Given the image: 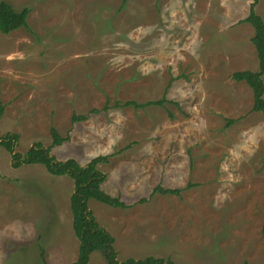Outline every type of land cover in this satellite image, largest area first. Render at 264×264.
<instances>
[{"label":"rangeland","instance_id":"obj_1","mask_svg":"<svg viewBox=\"0 0 264 264\" xmlns=\"http://www.w3.org/2000/svg\"><path fill=\"white\" fill-rule=\"evenodd\" d=\"M3 1L31 13L27 28L0 32V138L82 166L111 156L103 189L131 208L89 210L118 260L264 264V112L233 78L259 70L242 23L255 0ZM256 13L264 20V0ZM51 129L70 140L53 147ZM159 185L182 193L154 194ZM73 193L70 177L14 168L0 146V264H73ZM90 263L107 264L99 252Z\"/></svg>","mask_w":264,"mask_h":264},{"label":"trees","instance_id":"obj_2","mask_svg":"<svg viewBox=\"0 0 264 264\" xmlns=\"http://www.w3.org/2000/svg\"><path fill=\"white\" fill-rule=\"evenodd\" d=\"M258 1L255 0L251 5L249 16L245 20H242V23L250 24L255 31L252 42L259 60V70L237 72L233 78L237 82L247 83L252 89L254 93V107L252 111L264 112V20L256 13ZM30 13V8L16 10L8 2L0 0V32L4 35H9L22 28H27ZM165 103V99L145 104L131 101L126 104L116 103L114 104V108L133 106L136 109H144L152 105L163 106ZM4 110V105L0 100V119L4 116ZM108 110H110V107L106 106L104 111ZM99 112V110L92 111V113ZM87 118L88 116L85 115L74 116L72 123H81L86 121ZM51 137L53 147L62 146L70 140L69 136L62 137L56 129H51ZM17 141L18 136L16 134H8L5 138H0V146L4 147L11 154L14 168H20L23 165H42L51 175L58 177L67 176L74 182V193L70 204L73 214V229L80 242V246L78 258L73 264H91V256L95 252H99L107 264H175L171 259L156 257H146L144 259L130 258L126 261L118 260V254L114 246V237L100 227L95 216L89 210L91 200L113 208H131L120 197H112L102 188V185L107 181V176L99 170V165L108 163L111 156H98L87 165L82 166L75 159L57 161L52 155V148H45L42 144H35L22 156L15 151ZM153 193L180 196L182 191L180 189H164L159 185L154 189ZM147 201L143 199L139 203L143 204ZM262 235L264 239V223Z\"/></svg>","mask_w":264,"mask_h":264},{"label":"crops","instance_id":"obj_3","mask_svg":"<svg viewBox=\"0 0 264 264\" xmlns=\"http://www.w3.org/2000/svg\"><path fill=\"white\" fill-rule=\"evenodd\" d=\"M102 156L104 155V154H101ZM99 156V155H98ZM98 156H96V157H98ZM95 157V158H96ZM70 159H74V158H70ZM68 160V159H67ZM76 160V159H75ZM77 161V160H76ZM78 162V161H77ZM79 163V162H78ZM80 164V163H79ZM107 182V181H106ZM106 182L102 185V188H103V186L106 184ZM104 190V189H103ZM105 191V190H104ZM107 193V192H106ZM108 194V193H107Z\"/></svg>","mask_w":264,"mask_h":264}]
</instances>
